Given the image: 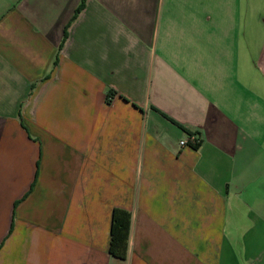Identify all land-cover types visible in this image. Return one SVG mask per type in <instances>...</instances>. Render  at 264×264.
Listing matches in <instances>:
<instances>
[{
    "label": "crops",
    "instance_id": "crops-1",
    "mask_svg": "<svg viewBox=\"0 0 264 264\" xmlns=\"http://www.w3.org/2000/svg\"><path fill=\"white\" fill-rule=\"evenodd\" d=\"M81 3L0 0V264H264V0Z\"/></svg>",
    "mask_w": 264,
    "mask_h": 264
},
{
    "label": "trees",
    "instance_id": "trees-1",
    "mask_svg": "<svg viewBox=\"0 0 264 264\" xmlns=\"http://www.w3.org/2000/svg\"><path fill=\"white\" fill-rule=\"evenodd\" d=\"M85 2L86 0H82V3L76 12V15H78L79 12L84 8ZM113 217L114 218L112 219L110 254L117 260H124L126 259L128 253L129 235L131 234L130 218L132 217L130 216V214L122 210H115Z\"/></svg>",
    "mask_w": 264,
    "mask_h": 264
},
{
    "label": "built area",
    "instance_id": "built-area-1",
    "mask_svg": "<svg viewBox=\"0 0 264 264\" xmlns=\"http://www.w3.org/2000/svg\"><path fill=\"white\" fill-rule=\"evenodd\" d=\"M199 141L198 138L195 134H191L189 137H187L186 139L180 141V147H185L188 145H192V146H198Z\"/></svg>",
    "mask_w": 264,
    "mask_h": 264
}]
</instances>
